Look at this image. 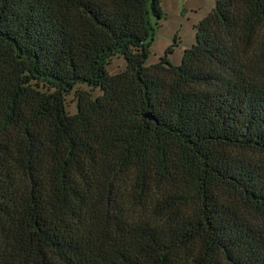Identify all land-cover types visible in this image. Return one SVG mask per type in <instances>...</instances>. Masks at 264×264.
Listing matches in <instances>:
<instances>
[{
	"label": "trees",
	"instance_id": "trees-1",
	"mask_svg": "<svg viewBox=\"0 0 264 264\" xmlns=\"http://www.w3.org/2000/svg\"><path fill=\"white\" fill-rule=\"evenodd\" d=\"M146 1L0 0V264H264V0Z\"/></svg>",
	"mask_w": 264,
	"mask_h": 264
},
{
	"label": "rangeland",
	"instance_id": "rangeland-1",
	"mask_svg": "<svg viewBox=\"0 0 264 264\" xmlns=\"http://www.w3.org/2000/svg\"><path fill=\"white\" fill-rule=\"evenodd\" d=\"M152 0L146 1L149 12L148 18L154 31L150 38L149 55L145 66L150 67L159 62L167 50L170 62L179 65L185 50L196 43L198 24L215 7L216 0H160L162 17H156L151 8ZM126 68V61L122 56H116L107 65L108 72L113 75ZM89 89L88 87H86ZM93 96L101 94L100 89L92 90ZM69 98L68 110L76 112V103Z\"/></svg>",
	"mask_w": 264,
	"mask_h": 264
},
{
	"label": "water",
	"instance_id": "water-1",
	"mask_svg": "<svg viewBox=\"0 0 264 264\" xmlns=\"http://www.w3.org/2000/svg\"><path fill=\"white\" fill-rule=\"evenodd\" d=\"M144 117L150 120H154V118L150 114H145Z\"/></svg>",
	"mask_w": 264,
	"mask_h": 264
}]
</instances>
